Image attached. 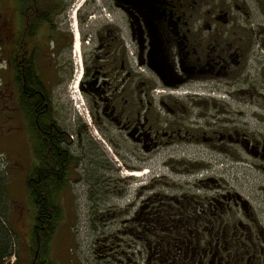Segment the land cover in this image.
Here are the masks:
<instances>
[{"label": "flooded vegetation", "instance_id": "flooded-vegetation-1", "mask_svg": "<svg viewBox=\"0 0 264 264\" xmlns=\"http://www.w3.org/2000/svg\"><path fill=\"white\" fill-rule=\"evenodd\" d=\"M7 1L0 144L22 168L12 218L29 257L10 246L0 264L48 263L28 182L61 192L95 148L141 174L132 222L148 264H264V0H107L98 17L72 9L74 37L65 0Z\"/></svg>", "mask_w": 264, "mask_h": 264}, {"label": "rangeland", "instance_id": "rangeland-1", "mask_svg": "<svg viewBox=\"0 0 264 264\" xmlns=\"http://www.w3.org/2000/svg\"><path fill=\"white\" fill-rule=\"evenodd\" d=\"M106 1L65 0L67 3L65 18L69 26L63 24L62 26L66 27L74 37L72 30L69 29L71 26L74 27L72 9H77L78 20L83 13L86 18H88V13L93 16V12H95V17H98L97 9L105 5ZM7 2V0H0V7L8 4ZM56 57L62 66L60 73H63L65 69L63 61L68 58V51L62 50ZM95 149L91 150L93 154L91 165L86 161L80 164L72 179L58 194L62 219L57 224L50 241L49 258L55 264H148L146 252L142 256L138 253L142 244L137 242L133 234L135 224L132 222L136 208L135 188L140 178L138 176L141 174L139 170L129 168L125 170L121 165L109 164L102 158L101 150ZM16 159L17 155H13L10 149L1 143L0 215L3 218L1 222L10 236L12 249L19 250L23 257L28 258L29 254L24 246L26 236L23 233L24 229H19L12 218L13 215L16 217V200H21V196L27 189L24 179L19 175L22 168L14 165ZM152 167L160 173V176L169 174L167 176L169 181L184 182L185 180L170 172L169 167L161 164ZM117 168L121 170L116 171ZM130 175H133L130 180L132 185L126 187L123 180ZM225 177L229 178L231 183L248 190L250 184L248 178L241 176L235 178V175H230L229 172L225 173ZM150 264L156 263L151 262Z\"/></svg>", "mask_w": 264, "mask_h": 264}, {"label": "trees", "instance_id": "trees-1", "mask_svg": "<svg viewBox=\"0 0 264 264\" xmlns=\"http://www.w3.org/2000/svg\"><path fill=\"white\" fill-rule=\"evenodd\" d=\"M2 182V181H0ZM44 181H31L28 182V190L30 192L31 198L36 205V208L39 209V218H43L45 221V230H43L40 234V240L42 243V247L38 253V257L41 255L42 257L48 258L47 264H55L54 261L49 259V250H50V241L52 239L54 230L56 229L57 224L62 219V209L58 201L57 189H59L63 182L62 180L49 181L48 186ZM3 185V184H2ZM2 186L0 184V197H2ZM45 197L46 202L45 207H43V203L41 199ZM0 215V256L4 254H9L11 240L9 234H7V228L3 225V222ZM44 237V239H43Z\"/></svg>", "mask_w": 264, "mask_h": 264}]
</instances>
